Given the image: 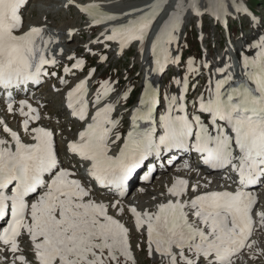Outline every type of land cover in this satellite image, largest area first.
Returning <instances> with one entry per match:
<instances>
[{"label":"snow or ice","instance_id":"1","mask_svg":"<svg viewBox=\"0 0 264 264\" xmlns=\"http://www.w3.org/2000/svg\"><path fill=\"white\" fill-rule=\"evenodd\" d=\"M233 4L236 12L247 11L235 0ZM25 5L26 0H0V88L7 92L9 112L13 111L12 89L57 75L46 68L58 64L50 55L53 37L42 26L25 29L21 14ZM189 10L197 16L208 12L217 20L229 15L222 0L203 4L201 0H155L147 10L126 13L127 19L103 13L96 4L82 9L93 24H110L101 35L121 48L143 44L156 20L167 12L151 42L155 62L151 70L158 73L168 64L180 63V57L172 55V46ZM121 19L123 23H112ZM255 47L259 51L254 56L242 57L239 79L230 71L231 64L217 69L219 78L209 81L208 94L198 98V106L193 102L194 112H189L184 94L168 95L157 115L161 101L149 84L126 132L118 130L119 120L112 117L115 105L100 106L115 90L110 82L97 91L90 113L87 80L81 81L67 93V107L85 124L67 150L84 168L86 179L78 176L77 164L61 166L53 133L44 127L30 128L31 122L40 120V113L21 100L18 110L31 141H23L6 125L3 131L11 142L0 138V222L6 224L0 229V243L13 254L11 264H31L25 255H16L22 251L20 239L25 234L37 264H134L129 230L111 213L115 208L123 214L124 207L119 200L97 201L90 185L95 182L101 189L123 195L129 178L145 161L174 152L194 151L208 168L234 173L235 188L209 190L210 180L190 186L187 179L177 177L167 189L170 198L155 212L131 207L136 227L147 232L149 252L167 256L169 264H199V257L207 258L208 264H234L233 258L243 248H252L248 241L254 230L256 198L248 188L264 180V38ZM84 63L76 60L73 67L82 68ZM194 65V59L188 61L189 72L198 71ZM186 80L175 83L183 86ZM190 190L196 194L189 196ZM260 222L264 225V213Z\"/></svg>","mask_w":264,"mask_h":264},{"label":"rangeland","instance_id":"2","mask_svg":"<svg viewBox=\"0 0 264 264\" xmlns=\"http://www.w3.org/2000/svg\"><path fill=\"white\" fill-rule=\"evenodd\" d=\"M65 1V0H64ZM78 2L83 4H96V5H101L106 4L107 6H102L100 7L99 11H104V10H112L113 13L118 10L121 12V14L125 15V12L127 11L126 9L124 10L123 8L129 6V5H134V4H141L144 7H148L151 5V0H116V2L112 4H107L109 0H102L101 3H94V0H77ZM86 1V2H85ZM89 1H92L88 3ZM150 4H148L149 2ZM204 1V0H203ZM241 1V0H240ZM113 2V0L110 1V3ZM148 2V3H147ZM231 2V1H230ZM63 0H31L26 11H25V16H26V21L28 24H31L30 21L34 22H42L43 24H46L49 29H54L57 31H63V32H68V33H74L73 36H67V39L62 35L60 32V36L58 35V38L55 39L54 44H56V47L63 46L65 48H72L75 49L73 51H77L74 53H68L67 50H65L69 56H74L76 60L82 59L85 61L84 56L90 57L93 54V50L88 49V48H83V45L85 42H88L87 38L89 37L88 32L96 30L98 27H95L93 30L90 31V29L86 28V22L87 19L86 17L88 16L87 13H84L81 9L87 8L88 6L84 5L83 7H78L76 5H73L71 1L68 0V3H71V5L67 8H63ZM130 3V4H129ZM148 4V6H145V4ZM251 5L259 9L261 11V21L254 20L252 21V24H250L249 17L243 16L241 14V17H234L237 21H235L233 25V31L234 32V39L228 42V44H224V34L221 32L222 30V25L217 21L212 19V14L208 15V13L203 14V19L205 22V32L198 34L195 29L194 25H197L198 23H195L194 18H191L190 16L184 17V24L182 25L181 29L179 32L182 33L181 37V42L180 39L178 38L179 42L178 44L175 43L172 46V55L173 56H181L182 52L186 51L190 52L189 50H192V53L189 55L184 56L183 61L179 64H168L167 67H165L164 71L161 72V80L158 84L157 89L163 93V102H165V98L168 95H177L178 91L180 92L181 85H177L175 83V80H182L184 77H187L184 75V72L189 71L188 70V61L189 60H195V65L196 67L199 68L198 71L195 72V77L193 84L191 85L190 92L194 95V97L190 98V103L193 104L194 99L196 98V95L201 94L202 91H204L206 88H209V81L211 80L209 74L213 70L210 67L204 68L202 72H200V68L202 64H208L210 62H215L217 60V57H221L225 52L226 47H230L231 45L229 44H235L236 46L240 45L243 46L245 44L251 43L253 39H256V34L258 32L254 33V36H250V32H253L254 29L252 28L251 25H260L264 28V0H250ZM62 4V5H61ZM237 4L241 6L242 3L237 1ZM109 5V6H108ZM76 8V9H73ZM140 8V7H138ZM122 9V10H119ZM130 8V10H132ZM233 9L235 10V7L233 5ZM129 10V11H130ZM242 12V11H241ZM239 12V13H241ZM45 13H49L48 17H45ZM165 16V13L161 14V16ZM233 15L237 16V12L233 11ZM160 16V17H161ZM45 17V20H44ZM159 17V18H160ZM200 17V16H199ZM48 18V19H47ZM124 19H127L126 16H123ZM158 18V19H159ZM188 18V20H187ZM230 18V16H229ZM157 19V20H158ZM247 19V21H246ZM187 20V21H186ZM48 22V23H47ZM159 21L156 22L158 24ZM53 25L52 27L49 25ZM89 23V22H88ZM86 24L82 29L76 28V26H82ZM156 24L154 25V28L157 30ZM241 24L243 28L241 27ZM193 26V27H192ZM259 26V27H260ZM73 27V28H72ZM68 28V29H67ZM76 28L78 30V33L74 31L73 29ZM198 25V29H199ZM67 29V30H66ZM186 29V31H184ZM66 30V31H65ZM81 30V31H80ZM186 33V36H185ZM98 32L93 33V37L90 39H95L98 37ZM179 35V34H178ZM195 35H196V40L198 42L199 48L204 47L203 54L200 55L197 52L193 51L195 48L193 47V44L195 43ZM84 37V38H83ZM65 39V45L61 44V41L63 42ZM223 38V39H222ZM100 39V38H98ZM222 40V44H220V41ZM206 42L208 43L209 50L211 54L213 55L210 60L206 57L207 51L205 49ZM67 43V44H66ZM201 44V45H200ZM92 44H86L85 47H92L94 49V55L91 56V59H93L95 56V59H97L94 64H92L88 69L84 70L81 72V75H84L83 77L86 78L93 74V76L90 79V85L93 84L96 80V85L95 87L92 88V91L90 94H93V97L95 98V95L97 91L101 90V85L104 84V82H110V85L112 88L115 90L110 92L106 100H109L115 104V111L112 113L120 119L121 121L124 119V123L127 124V118L129 117V113L131 112V106H129V99L131 97L132 90L134 91H141L143 84H144V75L145 72L147 73V70L145 68V65H148L149 62V57L146 55V51L142 50V48H139L140 45L138 43L132 44V50L128 52L125 55H122L117 52V50H114L115 48L110 47V44H106L102 41L101 46H96L95 42ZM54 46V48H55ZM235 46V47H236ZM77 48V49H76ZM221 48V50L218 52V49ZM231 48V47H230ZM144 49V47H143ZM104 51V53L108 54V59L102 63V65L99 68H96L99 64V62L105 57V54L98 55L97 52ZM240 51V49H239ZM220 53V54H218ZM233 55V53H230ZM98 55V56H97ZM65 56V54H64ZM206 59V62H205ZM181 60V59H180ZM112 62L111 65H109V69L113 71V75L111 77H108L107 74L104 75L107 76L105 79L100 78L101 80L97 79L101 75V70L104 68L108 67V64ZM67 67L66 65L62 66L61 69H65ZM94 70V71H93ZM60 75L62 74L59 71ZM155 74V73H154ZM153 74V75H154ZM110 75V74H109ZM73 76V75H72ZM62 77V76H61ZM60 77L56 79V81H50L47 85V87L40 86L36 91V93H39V96L37 97V100L39 102H42V106L46 104V107L43 108V114L51 117V120L55 122V125L60 126L56 127V131L58 132L57 135L60 136V141L59 144L61 145L60 147L62 148V151L64 153L65 146H64V137L65 134L69 135L67 136H75V126L77 123L73 122L71 119L69 120L67 114L63 111V102H64V93L60 92L58 90L53 91L55 88H59L58 83L60 81ZM78 78H75V81ZM73 80V77L71 78V81ZM73 83V82H72ZM185 84V83H184ZM183 84V86H184ZM136 87V88H135ZM188 89V88H187ZM186 91V89H185ZM140 95V94H139ZM139 95L136 101L139 99ZM127 96V99L124 97ZM134 97V94L132 98ZM118 110V111H117ZM162 110V107H161ZM123 117V118H122ZM127 126V125H126ZM9 128V127H8ZM3 129V127H2ZM15 129V127H13ZM121 128L118 127V130ZM125 129V128H124ZM74 130V133H72ZM122 132H125L124 130ZM0 135H3L5 137L4 131L0 130ZM8 134V133H7ZM9 135V134H8ZM11 138V137H10ZM6 139V138H5ZM64 157V154L62 155ZM174 172H180V171H174ZM170 173V172H169ZM172 174V173H170ZM186 174V172L184 173ZM154 181V179H153ZM164 182V181H163ZM162 182V183H163ZM155 183V182H152ZM166 183V181H165ZM163 183V184H165ZM199 184H202L204 182H198ZM165 187V186H164ZM162 188V186H161ZM151 191V192H150ZM154 191V192H153ZM135 189H131L127 191V197L125 199H121L122 203H128L131 201L132 197L134 196ZM156 193V194H155ZM159 193H163V190L161 189H149L148 192H145L143 195L139 196L138 199L141 201L145 202L147 204V200L153 196L160 195ZM144 196V197H143ZM147 196V197H146ZM104 198V197H102ZM144 199V200H143ZM110 200V202H113L112 199L106 198V201ZM127 200V201H125ZM122 206V205H121ZM125 209V208H124ZM148 210V208H145ZM112 210L114 212V216H118L119 218L122 217L121 213L113 208ZM152 211V210H148ZM126 213V210L124 211ZM129 211L127 210V215H130L128 213ZM131 222L133 223V218L131 216ZM129 229V227H128ZM138 229V228H137ZM136 227L134 228L133 231L129 233V236L131 238V245H130V250L131 253L134 257V264H169L167 260L164 258V256H161L157 252H149L148 249V244L146 243V236L143 234L139 233V229L137 231ZM129 238V237H128ZM27 238L25 239V241ZM31 245V243H28ZM28 245L24 247L26 249ZM261 249L264 251V243L263 247L259 249V251L256 249L251 255H249V252H247V257L249 256V264H264V254L262 253ZM27 250V249H26ZM260 252L259 254H257ZM2 251H0V254ZM31 256H33V252H30ZM4 258L8 259L11 257L10 251L5 250L2 255ZM202 258L199 257L198 261L199 264H208V262L201 261ZM243 264H248L247 261L244 259L242 260ZM130 264H133V262H130Z\"/></svg>","mask_w":264,"mask_h":264},{"label":"bare ground","instance_id":"3","mask_svg":"<svg viewBox=\"0 0 264 264\" xmlns=\"http://www.w3.org/2000/svg\"><path fill=\"white\" fill-rule=\"evenodd\" d=\"M110 1L111 0H109V4H110ZM113 1H115V0H113ZM154 0H151V3L153 2ZM231 2L233 1V0H230ZM237 1L238 2H240L239 0H235V3L237 4ZM64 3H63V6H67V7H69L70 5H71V3H66L65 1H63ZM90 2H92V1H89L88 3H90ZM149 2V1H148ZM147 2V3H148ZM155 2V1H154ZM153 2V3H154ZM80 5L78 6V7H83L84 5H88V4H83V3H80V1L78 2ZM107 3V4H108ZM150 3V2H149ZM232 5H234L233 3H232ZM100 6V5H99ZM133 7V9H135V8H138V7H140V8H142V9H145V10H147V8L148 7H144V6H142V3L141 4H134V5H129V6H127V7H125V8H123L124 10L126 9L127 11L125 12V14L126 13H129L128 11L130 10V8H132ZM241 7H242V5H241ZM243 8V7H242ZM245 9V8H244ZM82 10V9H81ZM168 11H170V9L168 10ZM84 13H87V17H86V19H87V22H86V28H88V29H90V31L91 30H93L95 27H99V25H93L92 24V22H91V16L89 15V13L88 12H85V11H83ZM120 12V11H119ZM242 12H244V11H242ZM239 13V12H238ZM48 15H49V13H45V17H48ZM123 16H125L124 14H121V16H118V17H123ZM166 16H167V12H165V16H161L158 20H156V22L157 21H159L158 22V24H156V22H155V24H156V27H157V31H158V29H159V27L162 25V23H163V20L164 19H166ZM45 19V18H44ZM48 19V18H47ZM89 22V23H88ZM118 23H120L119 21H117ZM116 22V23H117ZM31 23H33V25H41V24H43L41 21L39 22H34V20L31 22ZM48 23V22H47ZM154 24V25H155ZM49 25H51L50 23H49ZM26 28H28V27H26ZM25 28V29H26ZM73 28V27H72ZM153 28H154V26H153ZM60 32L62 33V35L67 39V36H73L74 35V33H68V32H63V31H49V33H50V35L53 37V38H56V37H58V35L60 34ZM149 37V36H148ZM99 38H104V36L103 35H100V37ZM105 39V38H104ZM102 40L103 39H98V40H96V41H99V43H96V41H95V45L96 46H101V44H102ZM66 41V40H65ZM106 41V40H105ZM146 42V41H145ZM65 43V42H64ZM106 44H110V47L112 48V46L114 45V44H119L118 42H116V41H106L105 42ZM133 44V43H132ZM89 45V44H88ZM93 45V44H92ZM91 45V46H92ZM143 47H144V49H143ZM140 48H142V50H144V52L146 51V44H144V45H142V47H140ZM63 50V54H61V52H59V53H57V54H54V56L56 57V59H57V61H58V63H61V62H63V63H66V62H69V61H71V59H69V60H67V55H68V53L64 50V49H62ZM114 50H116V49H114ZM99 53H104V51H101V52H97V54H99ZM64 54H65V56H64ZM50 55H53V54H51L50 53ZM147 55H148V57H150V63H149V65L147 66V65H145V68H146V66H147V68H146V70H147V75H146V77H145V81H144V84H143V87H144V89H145V87L146 86H148L149 84H151L157 91H158V89H157V82H156V79H153V78H150V77H154L155 75L156 76H159L158 75V72H155V71H152L151 69H153L154 67H155V62H154V59H152V57H153V55H152V52H150V55H149V53L147 52ZM154 58V57H153ZM108 59V54L106 53V59H104V61H106ZM167 66V65H166ZM195 68L196 69H198L199 70V68L198 67H196L195 66ZM58 69H60V68H58ZM189 72V71H188ZM75 73H79V71L76 69V68H72L69 72H66V74H65V77H64V82H63V84L65 85L66 84V87L64 88V90H66V89H68V85H67V83L69 82V81H71V78H72V75H74ZM155 73V74H154ZM233 73V72H232ZM154 74V75H153ZM193 75H196L195 74V72H191V74H190V76H189V78H192L193 79ZM151 80V81H150ZM194 80V79H193ZM65 81H66V83H65ZM77 83V81H74L73 82V84H71V86L72 85H74V84H76ZM59 85H60V83H59ZM87 87H88V84H87ZM143 87H142V89H141V92H140V95H142V96H140L139 97V99H138V104H139V101L143 98V93H144V89H143ZM60 92H62V90H60ZM36 96H39V93H37L36 94ZM24 98V97H23ZM27 100V102L29 103V104H31L32 105V107H34V108H37L38 110H39V113H40V120L39 121H33V122H31L30 123V128H32V127H44V128H46L47 130H49V131H51L52 133H53V138H54V146H56V148L57 149H59V150H61L62 148L60 147L61 145L59 144V141H60V136L59 135H57V131H56V127H58V129L60 128V126L58 125V123H57V126L55 125V122L54 121H52L51 120V117H49V116H47V115H45V114H43V108L44 107H46V104H44L43 106L42 105H40V103H38V101H31V100H29V99H26ZM13 111L12 112H9L8 111V104L7 103H3V102H1V99H0V113H2V115H3V117H4V119H6V121L4 122L3 120H1L0 119V121H2L3 122V124H0V128L2 129V127L6 124V123H15L16 125H17V130H18V132H19V134H20V136H21V138L23 139V141H25V142H30L31 141V136L28 134V133H25L24 132V130H23V119H24V117H22L20 114H19V103H20V101H21V99H17V100H14V98H13ZM10 102V101H9ZM108 102H110V103H113V102H111V101H109V100H104L103 102H102V104L100 105L101 107L103 106V103H108ZM114 104V103H113ZM115 105V104H114ZM136 106H137V104H135ZM63 111L67 114V116H68V118H69V120L71 119L72 121H77V118L75 117V116H72L71 115V112H72V109H70V108H68L67 107V101H66V98H65V101L63 102ZM71 111V112H70ZM5 133V132H4ZM67 135H69V133L67 134ZM70 137V136H69ZM67 140L68 139H64V141H63V143H66L67 142ZM65 148H66V145H65ZM60 164H61V166H63V167H70L71 165L68 163V161L67 160H62L61 162H60ZM175 171V169H174V166L173 167H170V168H168V170L167 171H165V172H158V171H153V175L154 174H156L157 176V180H155V181H153L152 180V182H155V183H149V184H143V185H141L142 186V189H139V190H137L135 193H134V196L132 197V199H131V201L130 202H128V203H122V201H121V199H125V191H124V193H123V195H117L115 198H110V199H112V201L114 202L115 200H119L120 201V204L122 205V207H124L125 208V210H126V213L124 212L123 214H121L122 215V217L120 218V221H121V223H123L127 228L129 227V233L131 232V231H133L134 230V228L136 227V224H135V221H134V219H135V217L132 215V213L129 211V209L131 208V207H136L139 211H144V210H146L145 208H148V210H152L153 212H155L156 211V209H157V206L160 204V203H165V202H167V200L170 198L168 195H167V189H168V187H170L171 186V184L175 181V179L177 178V177H181V178H185V179H187L188 181H190L189 182V185L191 186V185H195V184H197L198 182H204V183H202L201 185H203V184H205V183H207V181L204 179V177L203 176H199V175H197L196 173H194V172H189V171H180V172H174ZM172 173V174H170V173ZM186 172V174H184ZM134 177V176H133ZM133 177L131 178V180L133 179ZM192 179H196V181L195 180H192ZM203 180H205V181H203ZM134 181V180H133ZM132 181V182H133ZM164 181V182H163ZM165 181H166V183H165ZM218 181V180H217ZM165 183V184H163V183ZM219 183H221L220 181H218ZM133 183H135V182H133ZM132 183V184H133ZM161 186H162V188H161ZM165 186V187H164ZM149 189H161V190H163V193H159L160 195H157V196H153V197H151V198H149L148 200H147V204H145V202H143V201H141L140 199H138V197L139 196H141V195H143L145 192H148L149 191ZM208 189L209 190H222V187H221V185H215V183H214V181H212V183L211 184H209L208 185ZM94 190V189H93ZM204 189L203 188H201V191H203ZM259 190V189H258ZM260 190H262V189H260ZM94 192V191H93ZM151 192V191H150ZM154 192V191H153ZM95 199L97 200V201H99V198H102V197H104L103 195H101L102 194V192H100V191H95ZM156 194V193H155ZM196 193H192V194H190L189 196H191V195H195ZM142 197V196H141ZM144 197V196H143ZM147 197V196H146ZM106 198L108 199L109 197H104V198H102L104 201V203H109L110 202V200H108V201H106ZM188 198V197H187ZM187 198H185V199H187ZM144 200V199H143ZM125 201H127V200H125ZM257 206V205H256ZM256 206L253 208V212H252V217H253V221H254V224H255V229H257V227L259 226V225H261V222H260V213H264V207H260L259 208V211H254L255 210V208H256ZM127 210L129 211L128 213L130 214V215H127ZM111 211H115V210H112L111 209ZM131 216H132V218H133V223L131 222ZM136 229H137V227H136ZM137 231H138V229H137ZM139 233H141V234H143L144 236H147V232H146V230L145 229H139V231H138ZM129 236V235H128ZM132 238V237H131ZM3 244H0V249L1 250H3L4 248H3ZM247 248V247H246ZM24 249V248H23ZM25 250V252H26V255L28 256V258H32V256H31V254H30V252H31V250H29V249H24ZM158 254H160V253H158ZM161 255V254H160ZM162 256V255H161ZM240 257H242V255L241 256H239V258ZM13 258V257H12ZM164 258L166 259V260H168V257L167 256H164ZM203 260V259H202ZM201 260V261H202ZM7 264V262H5V258H3L1 255H0V264Z\"/></svg>","mask_w":264,"mask_h":264}]
</instances>
